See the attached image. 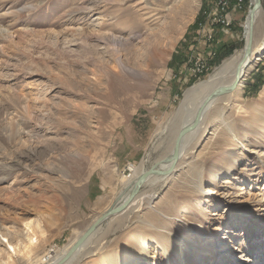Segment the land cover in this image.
<instances>
[{
    "label": "rangeland",
    "instance_id": "1",
    "mask_svg": "<svg viewBox=\"0 0 264 264\" xmlns=\"http://www.w3.org/2000/svg\"><path fill=\"white\" fill-rule=\"evenodd\" d=\"M229 1L226 30L211 22L215 0H0V264H47L124 193L129 166L144 173L168 157L185 91L243 48L252 1ZM198 56L207 68L194 76ZM251 61L234 107L264 90V53ZM234 107L224 118L243 146L218 122L196 135L173 172L141 185L128 220L101 224L103 254L117 261L139 235L153 260L129 264H194L223 242L233 254L217 263L264 264V199L253 200L264 195V123ZM26 222L36 243L23 252ZM4 240L22 252L8 258Z\"/></svg>",
    "mask_w": 264,
    "mask_h": 264
},
{
    "label": "bare ground",
    "instance_id": "2",
    "mask_svg": "<svg viewBox=\"0 0 264 264\" xmlns=\"http://www.w3.org/2000/svg\"><path fill=\"white\" fill-rule=\"evenodd\" d=\"M251 1V3L254 4L255 0ZM262 18L263 12L260 7L253 13L251 17H247L245 20V23L243 25V48L241 50L235 51L229 58L225 59L220 66L214 69V71L205 82L185 91L177 110V115L180 120L177 119L178 125L174 130V134L171 135V150L168 154V157L155 163V169L163 171L165 173V175L162 176H168L170 174L169 171L171 170V168L173 172V165L179 160L181 154H185L190 149V144L192 143L196 135L206 132L207 129H210V127H213L215 125V122H218L220 124L219 128L226 132L230 139H232V143L230 144L238 147L243 146L240 142L239 137L230 127L231 125L226 123L224 112L225 107H234V102L238 100V94L241 93L244 78L248 75L253 65L251 56L256 55L257 57H260L264 53V40L259 43L256 38V33L260 32L263 27ZM248 44L251 46V54L249 56L246 55V47L248 46ZM262 102H264V90L259 95L258 103H246L244 105H241L240 107L235 106L234 109L237 114H240L244 110H247L249 113H256L258 115V120L264 123V119L262 118V110H264L261 106ZM185 129H187V131L185 132V134L181 135V132ZM216 131H213L212 134H216ZM177 140L178 158L176 161H174L173 151L175 149ZM245 151L247 150L245 149ZM160 167H165V169H168V171L160 170ZM128 168L129 172H133V178L125 186L126 190L124 191V193H120L119 197L115 198L112 201V203L108 207V210L95 221H93L84 232L80 233L72 242L65 246L60 254H57L48 259L47 264H77L82 258L90 255L92 256L94 254L100 255V264H129V262L134 260L137 256H142V259L144 261H147L149 259L153 260V257L149 256V251L146 250L148 246L145 242V239H142L139 235L132 238L133 241L131 242V245L127 246L128 251H126V253L116 254V256H118L117 261H115L113 255L103 254L106 249L100 243L101 239L107 233V230H100L101 224L106 219L116 217L113 221L117 224V226H119L125 220L129 219L130 214L134 211L135 207H139L140 205H142L144 198L135 197L138 191L133 196L132 193L135 190L137 181L143 173H138L136 169L134 170L135 167L133 166H129ZM151 177L153 176H150L149 178ZM149 178H147L144 183L148 181ZM147 183H149V185H153L154 183H156V178H151V180H149ZM202 184V180H198L196 186L199 188V191L204 194L205 189H203ZM263 199L264 195L260 193L256 195L253 200L257 203L261 202ZM228 204H232L230 203V200L228 201ZM239 205H243V207H246V202H243V204ZM233 208H235V206ZM248 209L249 208H244L242 210V213L249 215ZM110 212L114 213H112L110 216H107L105 219H102V221L100 220ZM31 223L32 222H26L25 238L27 242L22 246L23 252H26L30 248L34 247L36 243V236L34 235V230L32 229L35 223H33V225ZM36 226H38V224H36ZM206 230L204 229L203 232L206 233ZM198 231L200 232L201 229H198ZM201 234L202 232H200L199 235ZM169 236L171 237H169V239H171V241L169 240V243H174V239L176 237L174 235ZM224 239L225 238H221L220 240ZM175 240L177 241V239ZM4 242L7 244L8 258H10V255H15V253L22 252L21 250L16 248V246L13 247L12 245L8 244L6 240H4ZM161 244L163 245L164 243ZM222 244H224V242ZM222 244L219 245V247L216 246L218 247V249L216 250L217 253L215 256L210 255V257L204 258L203 255L201 256V254L195 255L194 264H199L203 261L205 263L210 262L209 264H222V262H217H219L220 260L223 261V253H227L228 251L229 254L231 253L230 256H232L233 254V247L231 246V243H225V247H223ZM164 246H162L163 249H165ZM220 246L221 248L223 247V252H221ZM184 247L186 246L182 245V243L179 242V247H177L179 254L183 253ZM168 253H170V251L166 250L165 254L168 255ZM123 254L127 256L125 258L121 257ZM220 255L223 256L221 257ZM232 259L235 260V257H232ZM236 259H241L242 261L249 263V259L251 258L245 260L244 257H238ZM257 262L253 263V261H250V263L252 264H258Z\"/></svg>",
    "mask_w": 264,
    "mask_h": 264
},
{
    "label": "built area",
    "instance_id": "3",
    "mask_svg": "<svg viewBox=\"0 0 264 264\" xmlns=\"http://www.w3.org/2000/svg\"><path fill=\"white\" fill-rule=\"evenodd\" d=\"M240 1L241 0H237L238 3ZM229 3H230L229 0H215L216 11L214 10L215 12L211 13L212 14L211 22L218 24L222 29H226V30L229 28L231 23V18L227 13V8ZM207 40H213L211 35H209ZM193 68L194 69L192 72L194 76L200 75L206 70L207 66L205 65L201 56L195 58L193 62Z\"/></svg>",
    "mask_w": 264,
    "mask_h": 264
},
{
    "label": "water",
    "instance_id": "4",
    "mask_svg": "<svg viewBox=\"0 0 264 264\" xmlns=\"http://www.w3.org/2000/svg\"><path fill=\"white\" fill-rule=\"evenodd\" d=\"M260 6H261L260 0H255L254 4H252V8L248 12L247 17H251L253 15V13L257 9L260 8ZM250 48H251V46L248 44V46L246 47V55H248V56L251 54ZM186 131H187V129L183 130L181 132V135L185 134ZM173 152H174L173 153V159H174V161H176L177 158H178V140H177V143L175 145V149H174ZM162 175H165V173L163 171L156 170L155 167H152L151 169H149L148 171H146L145 173H143L142 176L139 178V180L136 183L135 190L132 193V196L137 193V191L139 190V188L141 187V185L144 183V181L147 178H149L150 176H162ZM112 213H114V212H112ZM112 213L111 212L108 213L107 215H105L100 220L102 221V219H105L107 216H110Z\"/></svg>",
    "mask_w": 264,
    "mask_h": 264
},
{
    "label": "trees",
    "instance_id": "5",
    "mask_svg": "<svg viewBox=\"0 0 264 264\" xmlns=\"http://www.w3.org/2000/svg\"><path fill=\"white\" fill-rule=\"evenodd\" d=\"M224 53H225V49H224ZM227 53H229V52H227Z\"/></svg>",
    "mask_w": 264,
    "mask_h": 264
}]
</instances>
